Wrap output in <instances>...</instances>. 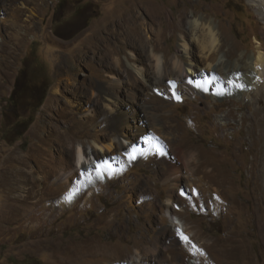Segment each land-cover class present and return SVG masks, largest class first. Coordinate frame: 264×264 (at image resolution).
Returning a JSON list of instances; mask_svg holds the SVG:
<instances>
[{"label":"rangeland","instance_id":"obj_1","mask_svg":"<svg viewBox=\"0 0 264 264\" xmlns=\"http://www.w3.org/2000/svg\"><path fill=\"white\" fill-rule=\"evenodd\" d=\"M58 1L0 0V264H115L108 254L110 249L127 252L120 264H264V97L259 95L252 102V94L243 92L237 98L225 99L208 85L202 91L190 86L191 93L183 100L165 102L161 113L166 119L159 116L148 123L143 114L139 122L132 117L122 120L119 126L124 132L132 127L128 124H140L147 134L154 129L158 135L151 144L154 150L168 134L166 127L176 126L186 142L201 152L224 154L218 157L224 163L219 164L224 184L217 199L206 196L211 192L210 183L198 189L200 176L190 177L181 170L182 180L175 182L171 192L174 200L168 202L166 194L171 191L173 176L163 172L168 169L163 159L154 165L129 160L126 153L132 152L134 146L112 128L118 125L116 120L99 114L104 91H110L107 84L115 77V92L124 101L129 78L123 69L112 70L109 62H103L100 51L93 54L94 47L103 39L99 35H106L105 27L115 29L113 20L125 7L122 2L132 0H82V5L92 4L94 17L69 39L54 33L53 11ZM136 1L145 2L159 15L155 23L162 24V28L163 23L173 19L159 42L162 49L157 55L161 57L164 50L182 65L187 58L186 52H180L178 35L188 29L192 12L198 17L206 15V20H214L224 29L233 46L228 50L231 60L235 59V51L256 57V48L264 41L262 24L257 12L249 9L248 0ZM79 6L70 5L60 23L66 25L73 20ZM143 8L138 12L145 30L149 28L145 37L151 38L157 26L149 23ZM183 9L186 13L180 18ZM108 40L115 43L111 36ZM127 53L133 55L130 64L140 81L137 89L145 91L146 87L136 70L148 68L145 80L151 90L163 100L170 97L171 86L166 79L155 80L156 71L150 67L153 63L142 59L134 49ZM196 54V73L203 81L210 79L209 55L205 51ZM122 58L128 64L124 54ZM25 65L33 83L48 79L45 99L32 111L33 119L26 125L5 110L15 79ZM182 65L177 74L187 73V66ZM170 67L171 63L164 67L165 74H174ZM188 72L192 74L191 83L196 84L195 71ZM87 111L96 117L75 129L80 115ZM228 113L232 117L225 119ZM19 132L22 134L17 136ZM94 141L106 145L120 142L124 146L114 151L124 162L118 166L124 170L120 179L110 180L105 171L102 178L97 174V161L105 168L91 154L97 146ZM81 147L86 149V156L82 155L81 163L76 165L73 155ZM85 163L96 175L91 177L87 195L72 197L60 207L55 196L80 181L86 171L81 164ZM41 175L47 181L39 180ZM39 194L46 197L41 195L45 201L42 207H31L23 215ZM103 213L112 215L111 224L100 223ZM90 243L107 249L95 254H80L88 249L74 251ZM76 254L80 255L74 258Z\"/></svg>","mask_w":264,"mask_h":264},{"label":"bare ground","instance_id":"obj_2","mask_svg":"<svg viewBox=\"0 0 264 264\" xmlns=\"http://www.w3.org/2000/svg\"><path fill=\"white\" fill-rule=\"evenodd\" d=\"M247 3L250 10L257 12V20L262 24L260 34L262 36V40H264V0H248ZM122 5L125 7L116 14L115 20H113L112 25L115 26V29L111 27H105L106 35L104 32L103 35H99L103 36V39L98 45L94 47L95 50L92 51L93 54L100 51V58L103 57V62H109V66L112 70H117L118 68V70L123 69V72H126V75L129 79L125 82V100H121L119 98V95L115 92L118 84L115 82V77L112 78L114 79V81L107 84V88H109L110 91H104L103 96L105 101L99 110V114L102 115L103 113H105L108 117H112L113 120H116L118 122V125L115 124L112 128L117 131L119 136H121L124 140L134 146L137 161L148 165H154L155 163H158L160 159H163V161L165 162L164 164L168 167V169L163 170V172L165 173V175L168 173L170 175L171 173L173 176V178H171L173 184H170L172 185L171 191L168 190L169 193L166 194L168 202L171 199L174 200V194L171 192L176 186L175 182L182 180V176L180 175L182 171H185V174H190V177H193L195 175L200 176L201 185L198 189L202 190L204 184L210 183L211 192L206 196H209L210 200L217 199L218 194L220 193L219 188H221L224 184L223 173L219 169V167H221L219 166V164H222L223 159L221 161V158L218 157L223 156L224 154L215 151H209V154L201 152L198 147H194L190 143L186 142L185 137L180 134L179 131H177L176 126L166 127L169 129L168 134L162 137L163 141H159L158 143H156V149L154 150L151 146L152 142L157 139V134L155 135L156 132L154 131V129H152L153 133H151L152 131H149V133L147 134L143 131V129H141L140 124L136 127L128 124L127 126L132 127H129V132H124L123 128L119 125L122 123V120L126 121L128 117H132L134 118V120L139 122V118L143 114L147 116L148 123L149 120L153 122V120L155 118H158L159 116H161L163 119H166L167 116L161 113L165 102L167 100H174L175 98H180L179 100H183L184 96L191 93L190 86H194L197 90L202 91L205 90L204 87L208 85L211 90H214L217 94L225 99L230 98L229 96L237 98L243 92L252 94V99L248 95L249 100L252 102L255 100L257 101L259 95L261 97H264V41L260 43V45L256 48V57L252 58L250 53L238 54V52L235 51V59L231 60L228 50L230 48H233V46L229 38L226 36L224 29L222 27L220 28V25H216L214 20H206V15L202 14L198 17V13L192 12V16H190L189 19L188 29L182 30L181 34L178 35L179 46L181 48L180 52H186L185 57L187 58V61H185V63L182 65L179 64L178 58L176 56H168L164 50H162L161 57L157 55V52L162 49L160 48L159 42L161 38L166 35L167 30L172 26L173 19L171 18L169 22L163 23L162 28V24L158 25L155 23L159 15L157 16L156 14H154V12H152V10L148 8V5L145 2H137L136 0L128 2L123 1ZM144 6L145 13H147L150 17L149 23L153 26H157V29L154 32V36L151 38L145 37V33H148L149 28L147 27L145 30V24L142 22L140 12H138L142 11L140 9H144ZM185 13L186 9L181 10L180 18L184 17ZM177 22L179 21L177 20ZM108 36H111L115 43L111 44L108 40ZM128 49L136 50L142 59H145V61L147 62L153 63V65L150 67H152L151 69L156 71V75L154 76L155 80L160 82L163 79L168 80V83L171 86L170 97L163 100V98H161L160 96H156L155 93L151 90L150 84L145 80L146 76L148 78L147 72L150 71V69L148 68L142 71L138 69L136 70L137 74L141 75L142 78L140 79L146 87L145 91L137 89V87L139 86V80L133 75V70L131 69L133 68V65L130 64V61L133 60V55L127 53ZM203 51L206 52V55H209L207 61L209 67L208 71L210 72L211 76L210 79H204V81L201 79L202 76L196 73L194 63V59H196L195 54H198L199 52L202 53ZM123 54L125 55V59L128 64H126L124 58H122ZM168 63H171L172 67L170 68H172V73L174 74H165L164 67ZM180 65H182L183 67L187 66L188 70L195 71L194 79L196 80V82L194 81V83L196 84L189 83V81H191V79L193 78L192 74L189 73L188 70L187 73H176V71L181 67ZM229 81L235 82L236 84L240 85V87L234 86L232 83H229ZM246 99L248 98L246 97ZM153 104L155 106H153ZM141 110H143L144 113H142ZM85 114L87 115L82 117V115ZM85 114L80 115L81 117L78 121V126L75 129H80V127L82 128L83 126H86L90 123L91 120H93V118L96 117L95 114L89 111H87ZM231 117L232 114L230 113L225 114L224 116L225 119ZM241 121H243L242 118ZM94 143L97 146L91 150V154L96 160H100L104 163L105 175H108L110 180L120 179V177H122L124 173V170L122 168L120 169V167L118 166H121L124 162H122V158L119 157L114 151H121L124 146L120 142H110L107 145L97 143L96 141H94ZM112 152L113 155H111ZM82 155L86 156V149L84 147H81L80 150L76 149V156L73 155L76 165L81 163ZM141 156H143L142 160L140 159ZM81 169L86 171H83V175L80 181L75 182L70 189L66 188L65 191L55 196L56 199L59 198L58 201L60 202V207H64L66 205V202L70 200L66 199V197L69 195H71V198H76L77 196L79 197L81 195H87L90 189L89 187L91 184V177L95 178L96 175L94 174V172H92L93 168L88 166L86 163L81 164ZM176 173L179 175H175ZM31 179L33 178L30 175L29 180ZM38 179L41 181H47L46 177H43L42 175L38 176ZM39 195L40 197L37 198L36 202L31 206L29 205L30 207L28 208V210L26 209L23 211V215L27 214L28 211H31V207L37 209L35 207L41 206V204L45 202L41 197V195L43 194ZM43 197L46 199L44 195ZM178 197L183 199L182 195ZM170 219L174 218L170 217ZM111 222L112 215L108 216L107 213H103V217H100V223L109 225L111 224ZM83 249L88 250L80 254H95L100 251L105 252L107 247L95 246L90 243L79 245L74 249V251L77 253L78 251H81ZM107 251L110 258L112 257L114 260H116L115 264H120L124 260V255L127 254V252L125 251L117 252L113 249ZM80 254L73 255V257L75 258ZM130 259L133 263L135 262L132 257ZM142 259L145 258H141V261L144 262V260ZM70 261H72V259H70ZM144 263L148 264L147 262Z\"/></svg>","mask_w":264,"mask_h":264},{"label":"trees","instance_id":"obj_3","mask_svg":"<svg viewBox=\"0 0 264 264\" xmlns=\"http://www.w3.org/2000/svg\"><path fill=\"white\" fill-rule=\"evenodd\" d=\"M82 0H59L53 11V24L54 33L59 38L69 39L73 37L77 32L83 30L87 23L94 17V8L89 2L81 4ZM79 6L74 10L76 14L75 18L68 22L66 25L60 23V19L64 16L66 10H69V6ZM28 67L25 65L20 75L16 77L13 89L7 103L5 110L7 113L15 114L16 118H19L22 124L23 122L29 124L32 119V111L38 108L42 101L45 99L46 90L48 88V79L45 78L42 82L33 83L30 79V73L27 70ZM38 90L40 94H35ZM33 100V103H32ZM27 112L29 114L24 116ZM22 133H17L20 136Z\"/></svg>","mask_w":264,"mask_h":264},{"label":"snow or ice","instance_id":"obj_4","mask_svg":"<svg viewBox=\"0 0 264 264\" xmlns=\"http://www.w3.org/2000/svg\"><path fill=\"white\" fill-rule=\"evenodd\" d=\"M189 83H191V81H189ZM229 83H232L234 86L236 87H240V85L236 84L233 81H229ZM126 155L128 156L129 160H135L136 159V154H135V149L132 150V152L126 153ZM95 171L97 172V174L102 178L104 175V169L101 167V163L99 161L96 162L95 164ZM66 199H71V195L67 196ZM179 233V229L177 230ZM181 239L183 240H187V237L181 235Z\"/></svg>","mask_w":264,"mask_h":264}]
</instances>
